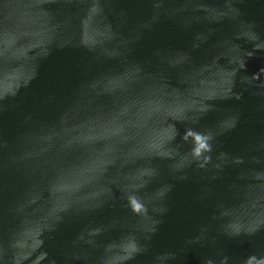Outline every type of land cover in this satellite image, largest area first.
Instances as JSON below:
<instances>
[{"label": "water", "instance_id": "obj_1", "mask_svg": "<svg viewBox=\"0 0 264 264\" xmlns=\"http://www.w3.org/2000/svg\"><path fill=\"white\" fill-rule=\"evenodd\" d=\"M0 264H264V0H0Z\"/></svg>", "mask_w": 264, "mask_h": 264}]
</instances>
